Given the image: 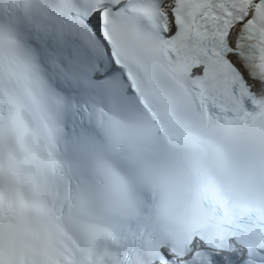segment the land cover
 Returning <instances> with one entry per match:
<instances>
[{
    "label": "snow or ice",
    "instance_id": "1",
    "mask_svg": "<svg viewBox=\"0 0 264 264\" xmlns=\"http://www.w3.org/2000/svg\"><path fill=\"white\" fill-rule=\"evenodd\" d=\"M0 264H264V0H0Z\"/></svg>",
    "mask_w": 264,
    "mask_h": 264
}]
</instances>
